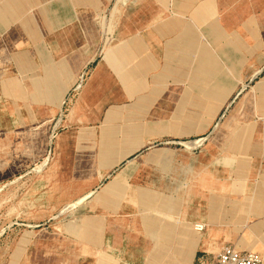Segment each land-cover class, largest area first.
<instances>
[{"label":"crops","instance_id":"0c3cea01","mask_svg":"<svg viewBox=\"0 0 264 264\" xmlns=\"http://www.w3.org/2000/svg\"><path fill=\"white\" fill-rule=\"evenodd\" d=\"M111 1L0 0L3 43L41 72L25 80L27 96L50 116L93 61L51 140L59 199L83 201L75 213L90 236L79 245L140 246L141 216L154 208L171 225L142 245L176 248L164 261L231 244L264 264V0H118L93 60ZM210 133L214 143L183 147ZM194 223L205 230L196 238Z\"/></svg>","mask_w":264,"mask_h":264},{"label":"rangeland","instance_id":"374dc122","mask_svg":"<svg viewBox=\"0 0 264 264\" xmlns=\"http://www.w3.org/2000/svg\"><path fill=\"white\" fill-rule=\"evenodd\" d=\"M117 1L112 0L99 14L98 41L93 60L100 59L102 51L110 43L115 30L112 8ZM92 62L84 65L78 80L70 86L65 99L58 104V111L50 116L48 104L30 102L27 96L25 80L31 81L41 72L24 69L25 66L20 65L17 56L6 47L0 35V264H97L93 256L95 249L108 256V264H214L223 246H195L193 260L189 262L164 261L177 254L174 247L143 246L144 242H153L154 234L159 233L155 229H159L160 225L167 229L171 225L170 214H156L154 208L141 216L145 221L139 226L142 229L140 234L146 238L145 241L140 240V246L133 244L127 247L96 248L79 245L81 240L83 242L84 238L90 236V233L83 236L79 221L81 215L75 213L79 210L78 202L82 198L69 206L66 204L70 200L59 199L58 184L50 179L58 173L57 168H53L58 156L51 140L53 143L59 132L60 116L64 117L81 92ZM253 83L247 82L239 94L252 89ZM227 111H223L218 122ZM214 140V135L210 133L197 145L188 143L183 147L198 150L203 144L214 143ZM168 142L176 145L173 140ZM199 225L202 229L196 227ZM192 227L196 233L195 238L205 231L201 223H194ZM136 232L133 234L137 235ZM134 239H131V244L137 242ZM177 250L179 258H185L182 257L181 248ZM245 251L255 252L253 249ZM191 256L189 248L187 258ZM259 256L263 261V257ZM102 257L100 254L98 264H105Z\"/></svg>","mask_w":264,"mask_h":264},{"label":"built area","instance_id":"2783aa9c","mask_svg":"<svg viewBox=\"0 0 264 264\" xmlns=\"http://www.w3.org/2000/svg\"><path fill=\"white\" fill-rule=\"evenodd\" d=\"M196 227L202 229L201 225ZM214 264H263V261L253 251H241L234 246L225 245L217 254Z\"/></svg>","mask_w":264,"mask_h":264}]
</instances>
